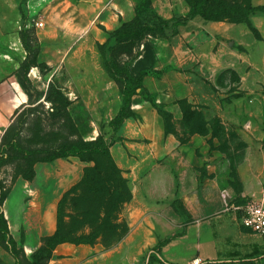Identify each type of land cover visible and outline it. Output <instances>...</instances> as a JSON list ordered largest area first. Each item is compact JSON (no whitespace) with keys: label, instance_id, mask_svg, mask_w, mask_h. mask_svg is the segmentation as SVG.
Masks as SVG:
<instances>
[{"label":"rangeland","instance_id":"rangeland-1","mask_svg":"<svg viewBox=\"0 0 264 264\" xmlns=\"http://www.w3.org/2000/svg\"><path fill=\"white\" fill-rule=\"evenodd\" d=\"M187 1L0 0V216L5 218L4 226L0 223L4 254L0 264H17L3 247V237L32 259L45 239L39 236L41 223L52 224L54 235L61 228L70 241L67 245L88 257L81 264H149L153 256L163 261L161 264H194L196 260L191 259L199 253L195 243L168 247L165 254L157 246L173 240L171 244L177 245L179 235L193 224L188 218L186 223L177 220L186 213L179 196L184 185L176 181L174 186L157 165L154 172L139 173L136 182L126 178L118 166L116 150L127 139L129 125L143 124L138 113L152 114L155 108L138 91L132 98L135 118L116 121L125 102L105 66L107 60L122 67L120 73L150 71L144 87L157 97L158 105L170 107L173 114L168 113V126L172 131L183 123L202 134L201 127L209 123H264V76L257 68H263L264 34L254 23L256 32L234 24L243 26L237 29L244 32L234 31L227 40L218 33L231 30V21L210 23L199 17L186 27L170 28L163 36L148 37L140 44L117 45L114 34L139 11L143 12L144 24L154 25L162 18L171 21L173 27V21L190 12ZM232 1L243 9L258 6V0ZM258 17L264 20V16ZM231 43L239 57L250 60L249 74L255 75L244 85L248 89L244 92L234 72H222L217 83L213 77L211 60ZM113 73L121 78L116 69ZM187 75L191 76L187 83L192 81L199 95L193 99L195 105L179 100ZM230 76L231 81L226 82ZM233 95H237L236 101ZM178 105L184 113L182 120L176 114ZM241 106L263 114H251L248 120L227 114V110ZM187 133L195 132L184 131L181 139L187 140ZM100 137L116 168L101 155L52 162H36L40 154L33 156L43 153L48 158L46 153L61 146L94 142ZM75 164L82 172L81 179L72 185L68 170ZM192 183L186 181L187 190ZM167 194L166 201L159 199ZM167 207L176 212L169 215L163 211ZM146 218L164 219L166 223H141ZM9 223H20L17 238L11 234ZM241 233L242 239L254 235L243 226ZM242 239L235 242L240 246L238 258L212 264H264V256L246 259ZM84 240L94 244H77ZM220 245L234 248L233 241ZM256 247L264 253L259 239ZM94 250L96 254L91 253ZM68 259L70 256L56 255L50 264Z\"/></svg>","mask_w":264,"mask_h":264},{"label":"crops","instance_id":"crops-1","mask_svg":"<svg viewBox=\"0 0 264 264\" xmlns=\"http://www.w3.org/2000/svg\"><path fill=\"white\" fill-rule=\"evenodd\" d=\"M258 6H264V0H258ZM253 23L264 34V20L255 17ZM237 28L244 27L233 24L231 30H227V28L225 32L218 34L228 40L233 36L234 31L242 30L244 32L243 29ZM238 43L242 44L239 40ZM232 47L233 43L229 44L228 48H225L224 51L220 50L214 56V60H211L215 68L213 77L217 83L222 72H234L238 74L237 79L239 78L241 83V92H244L243 90H248L244 85L251 81V76L255 75L249 74L250 60L244 56L239 57ZM259 67L258 65V71L264 76V61L263 68ZM188 76L183 79L185 81L182 92L179 93V100L195 105L193 99L199 95L195 92L193 82L187 83L188 78H191ZM231 79V76L228 77L226 82H230ZM234 96L237 95H233V100ZM238 108L239 110L237 108L227 110V114L237 116V118L247 117L246 120L251 114L258 117L263 114V112L259 113L260 111H251L247 107ZM164 109L167 113H172L169 106L165 105ZM138 114L142 117L143 124H130L127 129V139L120 146L118 145L116 150V159L120 170L126 178L136 182L139 179V173L154 172L156 171L155 165H157V170L163 171L165 179L171 181L174 186L176 181H180L184 186L179 192V196L186 213L178 215L177 220L178 223H186L185 219L188 218L189 223H193L179 235L178 238L181 241L179 240L177 245L171 244L175 240L171 241L162 248L163 253H166L168 247L175 249L181 248V244L195 243L199 245L196 246L199 253L191 261L199 260L205 264L238 257L240 246L236 247L235 242L236 239H242L243 212L241 209L249 201L264 204V134L258 133L259 131L264 132V123L249 125L240 122L209 123L201 127L204 134L197 128L183 123L180 126L183 128L184 125V129L181 130V127H178L167 133L165 123L157 110L152 114L149 111ZM176 114L180 120L183 119L184 113L179 105ZM184 131L195 133H187V140H183L181 133ZM187 136L184 134V137ZM147 140L150 142L147 143ZM173 165H176L177 169L175 166L173 168ZM81 172L82 167L77 164L68 170L72 185L81 179ZM187 180L194 181L190 190H187L185 186ZM136 192L137 190H135L137 196ZM224 193L228 199L224 198ZM167 197L168 194L159 199L166 201ZM163 211H167L169 215L176 212L173 207H167ZM141 223H166V221L158 218H146ZM46 224H40V237L46 238L54 235L52 224L49 226ZM9 229L14 238H17L20 223H9ZM246 237L249 238L246 239ZM246 237L242 240H244V248L248 255L257 250L256 243L259 238L255 234ZM230 241L234 243L232 249L220 245ZM91 253L96 254V250ZM56 255L70 256V259L62 264H81L88 258L82 250L67 244L59 246L54 256ZM1 256L4 254L0 246ZM173 260L186 262L190 259ZM173 260L171 261L174 262Z\"/></svg>","mask_w":264,"mask_h":264},{"label":"trees","instance_id":"trees-1","mask_svg":"<svg viewBox=\"0 0 264 264\" xmlns=\"http://www.w3.org/2000/svg\"><path fill=\"white\" fill-rule=\"evenodd\" d=\"M187 3L190 7V12L184 18L173 21V27H171L170 25L171 21H166L162 18H157V22L154 25L144 24V22H142L141 20L143 12L139 11L133 21L124 24L114 34L117 45L120 46L123 44H140L148 37L163 36L170 28L178 27L180 29L186 27L199 17L210 23L229 20L233 24L246 25L251 29V31L256 32L257 30L254 27L253 19L261 15L264 16V6H249L243 9L232 0H188ZM175 35L178 36V32ZM105 66L106 69L110 72L114 81L119 85L125 102L123 108L117 116L116 121L121 123L127 118H135L136 115L134 112H132V98L137 95L138 91H140L139 95L144 97L149 103L153 105L155 110H157L159 115L162 117L166 126L167 133H170L171 130L168 126L171 119L170 114L165 111L164 107L158 105L157 97L151 94L144 87V80L150 75V71L144 70L141 73L134 75L129 73L127 70L120 73V68L122 67L117 66L115 62H109L107 60L105 61ZM115 69L117 70L121 78L113 73V70ZM122 70L124 69L122 68ZM21 73H23V71H21ZM38 154H40V156L38 157V160L36 162H52L61 158L84 157L86 155H101L115 166L110 151L106 147L102 137L94 142H84L82 144L71 147L61 146L56 151L46 153V155H49L48 158H45L43 153H35L33 156H36ZM3 200L6 201L7 197H4ZM4 222V216H0V223L2 226H4ZM1 242L3 244V247L9 250L15 257V259L17 260V264H50L54 258V254L57 248L61 245L68 244L70 241L65 238V236L61 232V228L59 227V230L55 235L44 239L41 249L33 255L32 259L27 257L24 250H19L15 242L11 241L10 243H7L5 237L1 239ZM169 243V241H164L159 243L157 246L161 249L167 246ZM77 244L92 245L94 243L92 240H84ZM263 256V252L261 253L260 251L255 250L251 254L246 255V259H248V261L256 260L257 258ZM161 262L163 261H161L157 256H153L150 259L149 264Z\"/></svg>","mask_w":264,"mask_h":264},{"label":"built area","instance_id":"built-area-1","mask_svg":"<svg viewBox=\"0 0 264 264\" xmlns=\"http://www.w3.org/2000/svg\"><path fill=\"white\" fill-rule=\"evenodd\" d=\"M40 26V24H38ZM224 198L228 196L224 193ZM243 212L242 226L252 231L264 244V204L256 201H249L241 209ZM194 264H203L196 260Z\"/></svg>","mask_w":264,"mask_h":264}]
</instances>
